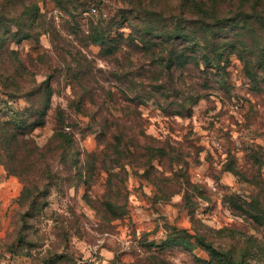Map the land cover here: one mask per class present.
<instances>
[{
	"label": "rangeland",
	"instance_id": "1",
	"mask_svg": "<svg viewBox=\"0 0 264 264\" xmlns=\"http://www.w3.org/2000/svg\"><path fill=\"white\" fill-rule=\"evenodd\" d=\"M54 1L0 0V264H212L199 237L264 264L253 210L259 201L264 213V75L250 81L229 48L213 70L228 89L206 94L191 117L171 113V101L135 106L115 60L139 56L107 57L86 31L101 17L123 31L130 0ZM162 1L166 13L180 2ZM31 5L40 17L30 28ZM148 146L176 156L147 164Z\"/></svg>",
	"mask_w": 264,
	"mask_h": 264
},
{
	"label": "trees",
	"instance_id": "2",
	"mask_svg": "<svg viewBox=\"0 0 264 264\" xmlns=\"http://www.w3.org/2000/svg\"><path fill=\"white\" fill-rule=\"evenodd\" d=\"M162 2V0L135 2L130 0L128 4L131 10L123 11L126 12L122 17V25L123 23L124 25H120L123 31H119V28L115 29V26H119L118 19L111 18L104 27L105 21L102 17L96 24L94 20L89 21L86 29L87 40L99 46L103 55L115 58L127 49L132 57L139 56L137 63L126 56L129 63L126 67L124 63L115 60L117 67L115 79L121 84L128 85L126 91L130 93L126 98H132L130 104L145 105L150 99L157 102L171 101L168 104L171 113L183 118L191 117L194 106L204 99L206 94L228 89L225 80L214 74L213 70L218 71L219 64L229 54V48L238 49L243 54L241 56L237 52L245 75L250 81L254 82L260 73L264 75V0H180L176 10H170L168 13L162 8ZM16 11L15 5H12L10 15L15 16ZM27 11L31 14L29 15ZM131 13H135L140 18H130ZM22 14V18L32 17L30 28L34 19L40 17L36 5H31L30 9ZM1 18L0 14V20ZM9 22L11 21L7 18V23ZM129 22L137 26L135 29L129 28L130 33L126 34L125 23ZM28 23L22 19L20 24H17L19 32L26 30ZM11 31L8 33L10 34ZM183 74H194V77L191 76L187 81L186 78L181 79ZM177 75L180 77L177 78ZM183 82H188L185 87L186 93L180 87V83ZM40 90L39 88L38 92ZM46 115L47 112L44 110L38 112L37 120L41 121L40 124L43 123ZM62 136L64 137L62 142L69 141L66 133ZM113 139L118 142L123 138L116 136ZM164 142L162 141V144ZM165 145L170 146L167 142ZM169 150L165 147L148 146L147 164L157 159L174 158L176 153L172 156ZM243 180L246 181V178ZM186 199L188 200V197ZM236 207L242 210L241 206L236 205ZM260 207L262 206L259 201H255L253 210L264 219ZM110 209L115 211L114 206H110ZM175 233L186 234L188 231L176 230ZM194 237L196 236L193 235L192 238ZM168 242L169 245H174L176 239L170 238ZM196 242L209 250L212 264H245L246 260L236 259L230 251L228 253L215 251L200 237ZM261 244L264 245V241ZM177 245L184 247L183 241L177 242Z\"/></svg>",
	"mask_w": 264,
	"mask_h": 264
}]
</instances>
